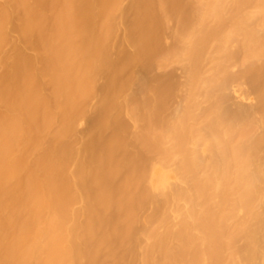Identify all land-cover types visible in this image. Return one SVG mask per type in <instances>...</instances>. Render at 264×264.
I'll return each instance as SVG.
<instances>
[{"label": "bare ground", "instance_id": "6f19581e", "mask_svg": "<svg viewBox=\"0 0 264 264\" xmlns=\"http://www.w3.org/2000/svg\"><path fill=\"white\" fill-rule=\"evenodd\" d=\"M186 1L0 0V264H264V0Z\"/></svg>", "mask_w": 264, "mask_h": 264}, {"label": "rangeland", "instance_id": "374dc122", "mask_svg": "<svg viewBox=\"0 0 264 264\" xmlns=\"http://www.w3.org/2000/svg\"><path fill=\"white\" fill-rule=\"evenodd\" d=\"M133 10H134V7H132V10H130V18H129L130 22H132L131 18H132ZM172 10L175 11V12L176 11H180L182 13L188 12L189 11V6H188L187 1L186 0H176V5L173 7ZM154 73H155L156 77L160 78V79H161V77H163V75H164V77L165 76L167 77V75H165V74H159V73L156 74V72H154ZM174 73L177 74V72H174ZM174 73H171V74H174ZM169 76H176V75H169ZM171 100H172L171 103H174L175 105L177 104L178 100H177L176 97H173Z\"/></svg>", "mask_w": 264, "mask_h": 264}]
</instances>
